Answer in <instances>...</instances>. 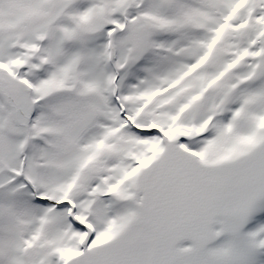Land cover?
I'll return each instance as SVG.
<instances>
[{"label":"bare ground","instance_id":"6f19581e","mask_svg":"<svg viewBox=\"0 0 264 264\" xmlns=\"http://www.w3.org/2000/svg\"><path fill=\"white\" fill-rule=\"evenodd\" d=\"M130 1L111 0L105 8L102 6L103 0H0V69L9 71L15 79L25 78L32 85L35 110L29 126L32 143L28 152L21 154L17 149L18 141L12 138L14 133L17 136L18 133L11 130L9 119L0 108V194L3 188L10 191L18 184L14 180V169H18L26 173V178L33 185L29 183L27 187H34L42 199L41 203H35L24 189L14 192L17 205L13 208L17 211V217L25 222H18L16 217L13 222L7 219L8 227L14 224L9 231L8 227H2L3 222L0 221V242L4 234L9 238L4 243V249L8 252L17 249L19 239L31 232L29 222L38 220L45 210L44 206L55 200L64 205L74 203L76 216L83 218L94 230L88 241L89 247L105 244L103 250L111 252L113 256L118 255L121 263L208 264L204 255L210 250L228 256L223 264H264V224L258 225L256 217V211L264 203V190L242 213L215 215L216 222L205 240L188 242V236L183 234L172 243V247L163 251H152L154 243L158 242L154 237L155 227L159 224L164 227L181 225L191 216L193 207L206 199L203 187L188 182L191 176L189 168L178 166L167 169L165 174L162 167L157 170L154 182L162 189L165 198L163 212L153 214V236L141 225L137 187H128L129 183H139L134 182L135 177L132 182L127 178L111 190H104L111 177H105L99 185L95 183V178L93 183L97 186L89 198L87 184L96 176L97 170H106L102 163L105 158L108 169L112 168L114 173L113 164L117 163L123 150L130 152L134 159L132 161L143 158V161H139L142 168L160 151L161 139L157 135L162 129L163 121L160 120L163 119L159 117L156 127L150 131L147 123L152 110L149 106L132 116L128 125L121 126L110 136L109 126L120 121L117 116L129 112L128 105L120 102L134 106V100L124 98L122 92L134 80V75L142 72L136 65L146 58L150 43L156 41L154 38L158 39L151 37L149 25L144 23V15L149 24L156 23L155 30L160 29L155 34H162V30H165L168 40H173L179 34L174 35V25L170 21L165 27L164 18L173 19L189 14L191 7L192 16L202 18L197 10L199 4H192L188 0H136V8L130 5ZM241 5L246 10L252 6L248 0H242ZM124 8H130L131 29L118 38L120 50L115 62L109 64L106 34L116 22L122 25L120 13ZM138 12L140 15H137ZM45 21L48 22L42 26L43 32L49 35L37 38L36 30H43L40 26ZM253 29L249 27L245 33ZM80 32L86 37L80 39L83 36ZM36 40L42 43L41 48ZM233 45L229 39L221 44L215 41L210 57L202 64H195L196 68H191L189 76L180 77L176 87H183V93H194L200 83L197 75L201 70L214 73L223 60L230 57ZM133 53L136 61L131 58ZM241 55L238 54L237 59ZM243 59L241 57L238 61V71L245 69ZM258 64H261L258 71L262 72V76L264 60ZM43 66L46 67L44 72ZM122 66L125 68L124 74H121ZM178 66L183 68L181 61L176 59L161 67H153L149 73L156 71L155 76L174 75ZM39 67L42 73L36 71ZM118 73L121 74L119 78ZM254 73L255 70L249 68L247 74ZM227 78L214 82L207 97L187 107L183 111L185 127L179 123L169 136L184 141V128H189L192 138L198 137L205 126V118L218 113L214 124L216 133L196 143V153L213 165L237 158L239 160L233 164L238 166L253 154L254 145L264 140V123L262 131L254 137L248 138L244 134L250 130L253 114L258 115L264 110V87H254L252 78L248 92L244 94L246 82H241L237 90L243 100L242 105L226 110L224 92ZM163 92V97L157 96L153 100L152 107L162 106V100L163 108L174 107L181 99L179 95L167 100L172 91L166 89ZM225 111L228 112L226 119ZM197 123L201 128L195 131ZM3 125H6V129ZM145 137L149 138L145 140ZM182 147L194 148V144L184 141ZM122 158V163L128 167L131 163L126 157ZM21 212L27 213V217L18 215ZM73 233L77 238L78 234ZM60 236L61 233L58 235L54 232V242ZM33 241L38 240L33 238ZM243 241L253 245L250 254L241 248ZM43 244L46 245V242Z\"/></svg>","mask_w":264,"mask_h":264},{"label":"rangeland","instance_id":"374dc122","mask_svg":"<svg viewBox=\"0 0 264 264\" xmlns=\"http://www.w3.org/2000/svg\"><path fill=\"white\" fill-rule=\"evenodd\" d=\"M110 1L103 0L102 6L106 8ZM188 1L192 4H199L197 10L199 16H202V18L198 17V19H195L192 16V7L189 14L173 19L164 18L163 23L165 27L170 21L174 25V35L179 34L173 40L167 39V32L165 30H162V34H155L160 29L155 30L156 23L149 24L143 14L144 23L149 25L151 37L158 39L154 38L156 41L150 43L148 55L136 65L142 72L134 75V80L122 92L124 98L134 100V106L129 105L127 102H120L128 105L127 109L129 112L117 116L120 121L113 122L109 126L111 136L121 126L128 125L132 116L141 112L146 106H149L152 110L147 123L150 131L156 127L159 122L158 120H160L158 119L159 117L163 119L160 120L161 122L163 121L162 129L159 130V134L157 135L161 139L160 151L142 168L139 161H143V158L141 160L138 158V161H132L134 159L130 155V152L123 150L117 163L113 164L115 168L114 173L112 172V168L108 169L109 165L106 163L107 159L105 158L102 163L103 168H106V170H97L96 176L87 184V192L89 193V198H91L92 196L90 195H92L94 188L97 186L95 183L101 184L105 177H111V179L104 186V190H111L119 186L127 178H129V180L127 179L129 182H132L133 177H135L134 182L139 181V183H129L128 187L132 185L137 187L139 199L137 205L141 213V225L153 236L151 233L153 232V225L151 223L153 214L163 212L165 198L162 189L157 187L154 182V177L158 174L157 170L162 167L163 174H165L167 169L177 168L178 166L189 168L191 176L188 182L203 187L206 199L201 203H197L196 207H193L191 216L181 225L169 227L157 225L154 237L158 242L154 243L152 251H163L167 247H172V243L183 234L188 236V242L205 240L213 228V224L216 222V216L220 214L233 215L234 213H242L251 206L252 201L259 192L264 190V140L256 143L253 154L238 166H234L233 164L235 160H239L237 158L230 159L222 164L213 165L206 162L196 153L195 144L202 139H209L210 136L216 133L214 124L218 113L214 112L205 118V126L198 133V137L194 136L192 138L189 128H184V141L194 144V148H183V140L180 141L169 136V133H172L179 123L185 127L183 111L187 107L192 106L194 101L207 97L209 89L214 82H220L222 78L228 76L225 81L224 92V107L226 110L229 107L242 105L243 100L237 90L241 82H246L243 89L244 94L248 92L249 82L252 78L251 84L254 87H264V75L260 76L262 72L258 71L261 65L258 63L264 60V0H248L252 6L247 10L241 8L242 0ZM137 3L136 0L130 1V5L135 8V4ZM178 8L181 9L180 4H178ZM129 11L130 8H124L120 13L123 21L122 25L119 26L120 23L116 22L106 34V53L109 64L115 62L120 50L121 42L118 38L126 35L131 29L130 19L132 15L130 16ZM137 15H140V12ZM47 22L45 21L40 26L41 29H43L42 26ZM249 27H253L254 29L245 33V31L249 30ZM43 31L44 29L36 30L38 33L37 38L41 35H49V33H44ZM81 34L83 36L80 39L86 37L83 33ZM18 36H21V34ZM226 39H229L234 44L232 49H230L233 52L230 53V57L223 60L214 73L210 74L205 70H201L197 75L200 83L194 93L190 94L188 91L187 93H183V87H176L180 77L189 76L191 68H196L195 64H202L210 57L215 41L218 40L219 44H221ZM172 41H181L183 43L176 44ZM37 42L38 40H36ZM37 44L41 48L42 43ZM156 45H163L165 47L161 48ZM220 49H223V46H220ZM238 54H242L239 56V59H237ZM189 55H192V57ZM241 57L244 58L242 66L245 69L238 71L236 67ZM131 58L136 61L134 53ZM13 59L16 58L14 57ZM176 59L181 61L183 67H176V74L171 75L170 73L155 76L156 71L149 73V70L153 67H161L165 63ZM9 61L12 62V59ZM42 68V72H44L46 67L43 66ZM249 68L255 70V73L247 74ZM36 71L42 73L40 72V67ZM35 72H33V75ZM124 73L125 68L122 66L121 74ZM121 74L118 73L117 77L119 78ZM33 75L30 77L32 78ZM166 89L172 91L166 97L167 100L177 98L179 95L181 99L177 100V104L174 107L163 108L162 102L164 100L160 101V105L162 106L152 107L153 100L157 96L163 97L165 93L163 91ZM32 91V85L25 78L15 79L9 71L0 69V108H2L4 114L9 119L12 127L11 130L18 133V136L14 133L12 138L18 141L17 149L21 154H26L32 143L29 135V126L32 118L35 116ZM227 115L228 112L225 111V119ZM222 116L223 114L220 115V117ZM252 118V124H249L250 130L244 133L248 138H252L257 132L262 131L264 110H261L258 115L254 113ZM3 126L6 129V125ZM200 128L197 123L196 129H194L196 131L200 130ZM150 135H153V133ZM149 137H145L144 139L147 140ZM248 150L252 149L249 148ZM26 156L28 158V155ZM122 157H126L128 163H131L128 167L122 163ZM18 164L21 163L18 162ZM14 171V180L18 184L11 188L10 191L7 188H3L0 194V221L3 222L2 227L5 228L8 227L6 223L7 219L13 222L16 217L18 222L24 221L17 217V211L13 208L17 205L15 191L24 189L35 203L42 202V199L36 194L34 187H27L29 183L30 185L32 183L28 177V179L26 178V173L18 169H14ZM88 174H90V171ZM95 178L96 182L93 183ZM17 179H19V182H17ZM4 204L5 206H3ZM44 208L45 210L38 220L29 222L31 232L28 236L24 235L19 239L17 249L9 252L4 249V243L9 238L3 234L0 242V264H104L105 262L107 264H127L121 263L118 255L113 256L111 252L107 253L106 250H103V247L105 248L106 246L105 244L94 248L89 247L88 241L91 239L94 230L83 218L76 216L77 209L74 203L71 202L64 205L53 200L50 205L44 206ZM259 209L256 211L258 225L264 224V203H262ZM18 215L27 217V213L25 212H21ZM243 215H246V213H243ZM13 225L11 223L10 227H8L9 231L12 230ZM54 232L58 235L61 233L60 239L56 242H54L53 238ZM73 232L78 234L77 238H75ZM33 238L38 241H33ZM39 241H42V243L40 244ZM45 242L46 245L43 244ZM242 243L241 248L250 254L253 245L248 241H243ZM227 257L224 253H214L210 250L204 255L205 261L208 264H223ZM169 263L164 262L162 264ZM155 264H160V262H156Z\"/></svg>","mask_w":264,"mask_h":264},{"label":"trees","instance_id":"16d2710c","mask_svg":"<svg viewBox=\"0 0 264 264\" xmlns=\"http://www.w3.org/2000/svg\"><path fill=\"white\" fill-rule=\"evenodd\" d=\"M95 256V255H94ZM104 264H107V262H105Z\"/></svg>","mask_w":264,"mask_h":264}]
</instances>
